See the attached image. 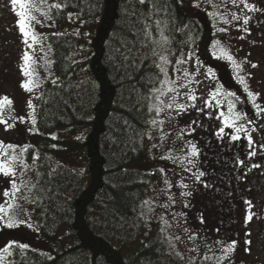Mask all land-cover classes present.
Listing matches in <instances>:
<instances>
[{
	"label": "snow or ice",
	"instance_id": "obj_1",
	"mask_svg": "<svg viewBox=\"0 0 264 264\" xmlns=\"http://www.w3.org/2000/svg\"><path fill=\"white\" fill-rule=\"evenodd\" d=\"M173 3L175 0L171 2L170 0H127L124 9L128 18V32L132 36V40L126 44L129 55H125V60L129 59V56L135 60L136 53L147 49L141 58L140 66L137 67L139 71L147 63L145 74L140 78L141 83L147 86V91L141 94L143 103L137 102L142 111L136 118L142 128L137 129L128 121H125V124L140 136L141 142L145 138L148 139L151 148L160 153L155 158L165 162L164 166L157 169L163 187L158 191L153 189L155 194L141 201L138 211L136 208H133V211L137 212V219L149 231L153 223L157 225V239L164 246L163 253H160L159 248L156 249L158 254L171 257L177 264H233L238 238L228 235L223 221L219 226L208 224L206 209L212 204H221V201L216 199V195L221 192L218 184L224 176V173L218 174L215 167L209 166V161L222 168L230 166V170L237 173L235 177L237 183L244 181L253 169L264 168L260 163L254 162L250 165L247 163L257 156V148L264 153V143L256 145L249 131V126L251 131L257 130L255 118L264 119V107L257 103L259 94L248 89L243 77H239V82L244 85L247 97L255 108L253 119H248L246 114L242 115L236 111V103L232 100L227 101V112L219 111L217 115L216 110L224 107L218 89L210 92L206 98L196 94L194 85L202 81L193 79L195 71L190 72L185 65L190 61L198 65V58L195 57L194 50L185 54L183 46L188 42L177 39V35L182 34L189 26L185 24L177 27L176 18L171 11ZM204 5L210 9L206 11V15L211 19L238 29L245 26L244 31H248L246 26L251 19L247 15L248 12H264V9L257 8L249 0H194L193 6L197 9ZM6 6L15 17L13 27L17 30L20 42L24 46L20 56L19 72L25 79L20 86L30 94L40 91L41 95L35 97L40 99L43 96L44 79L40 76L39 68L48 72L51 85L57 88L61 85L60 77H54L50 71L51 66L56 62L49 56V53L54 55V49L51 44L45 46L46 34L38 32L36 26L54 27L53 14L64 12L71 5L67 0L64 2L6 0ZM103 7L100 0H96L95 3L88 4L87 12L95 15ZM83 12L84 8L77 6L76 12L67 13L68 20L85 23L86 21L82 19ZM137 24L140 25L139 28L136 27ZM218 31L224 33L228 28L220 27ZM76 34L79 35L78 30ZM51 35L59 36L63 33L53 32ZM220 58L232 62L234 67L239 69L240 66L223 47L220 48ZM252 66L256 67L254 64ZM201 75L205 79L215 77L211 68H208L207 72H201ZM225 95L236 96L231 92ZM11 104L12 101L7 96L0 99V124L5 125L6 130L14 127V124L3 114L5 106ZM27 106L33 109L31 124L35 126L37 118L31 99ZM193 112L210 120L220 121L212 133L215 144L212 139L197 135L198 129L207 131L211 127L210 124L205 125L199 118L183 119L185 116H191ZM24 119L23 116L11 117V120L21 122ZM52 138L55 139V136ZM242 138L246 139V145L237 144ZM18 147L0 142V176L8 178L9 182L8 187L0 189V230L32 229L30 215L24 204L27 202L38 204L39 197L30 200V196L34 191L41 193L44 191L43 188H38L42 173L37 171L36 182H32L28 177V172L33 168L26 163L24 153H27L29 148L24 147L21 152H17ZM217 147L219 151L216 150ZM244 147L247 151L242 158L241 150ZM233 149L235 152L231 157L221 155L232 152ZM39 160L40 156L33 153L32 163L36 164ZM39 166L43 167V165ZM149 175L154 176L156 172ZM236 190L230 185L228 198H232ZM247 191L251 192L252 189L248 188ZM198 195L209 198V204L198 208L195 202ZM243 205L245 228L254 219H264V209L256 211L252 199L244 197ZM244 235L245 251L250 252L251 230L246 231ZM13 248L24 251L29 245L13 240L7 242L2 251L11 255L10 250Z\"/></svg>",
	"mask_w": 264,
	"mask_h": 264
},
{
	"label": "trees",
	"instance_id": "obj_2",
	"mask_svg": "<svg viewBox=\"0 0 264 264\" xmlns=\"http://www.w3.org/2000/svg\"><path fill=\"white\" fill-rule=\"evenodd\" d=\"M67 2L71 6L58 14L59 22H66V12H76L80 6L84 8V25H99L101 29L91 38L93 52L82 79L72 60L78 38L73 34L49 35L48 42L54 49L51 58L56 61L51 70L54 77H60L61 86L57 88L44 80L36 130L30 138L40 141L36 151L40 160L35 166L43 174L38 188L44 191H35L39 203L33 209L40 219L38 239L49 252L13 248L12 260L14 264H177L157 253V248L164 252L158 232L151 233L138 247L134 245L139 241L141 222L133 208L138 211L145 189L157 174L152 176L130 167L134 161L148 158L149 149L145 139L141 142L140 136L125 124L128 121L142 128L136 118L142 111L137 102L143 103L141 94L147 91L140 79L147 63L137 70L147 49L136 53L135 60L131 56L124 58L129 55L126 44L132 40L124 12L127 0H100L104 7L95 15L89 14L87 7L96 0ZM191 3L192 0H175L171 10L177 27L189 26L177 35L178 40L188 42L183 46L185 54L203 36L199 22L206 24L203 14ZM73 127L85 132L77 147L92 175L86 189L82 176L56 164L53 145L58 140L44 135L50 130ZM63 227L72 241L66 249L57 238Z\"/></svg>",
	"mask_w": 264,
	"mask_h": 264
},
{
	"label": "rangeland",
	"instance_id": "obj_3",
	"mask_svg": "<svg viewBox=\"0 0 264 264\" xmlns=\"http://www.w3.org/2000/svg\"><path fill=\"white\" fill-rule=\"evenodd\" d=\"M257 1L258 0H249L250 3L254 4L258 8ZM60 2L62 1L60 0ZM193 4L194 0H192L191 7L203 14L205 19L204 23H208L213 31V41H209V39H206V37L203 38L202 36L198 40L197 46L192 47L187 51L188 53L189 51L194 50L195 57L198 58L199 62L197 65L196 63L190 61L187 65H185L190 72L195 71L193 79L202 81V83L194 85L196 94L202 98H206L210 92L218 89L220 98L224 102V107L216 110L217 115L219 114V111L227 112L228 100L235 102L236 107H238V104L248 106L251 108V111L255 113V108L251 100L247 97L244 85L240 84L239 77L244 78L250 91L259 94L257 96V103L264 107V29L262 30L261 28V16L257 14L258 12H248L247 15L250 16L251 19L249 24L246 26L248 31H244L243 27L245 26H241V28L238 29L237 27L224 25L222 22H217L216 20L211 19L206 15V11L210 10L207 5L197 9L193 6ZM233 10L235 11V9ZM68 12L65 14L66 22H59L57 20L58 14L54 13V27L41 28L39 25L36 27L38 32L46 34V39L44 41L46 47L49 44V35L53 32L73 34L78 38V49L75 51L72 60L75 61L77 66L76 70L78 77L82 79L85 77L84 70L87 65V60L93 52L91 38L98 31H100L101 27L99 25L88 27L85 26L84 23L81 24L76 20L70 22L67 17ZM14 21L15 17L6 6V0H0V99L7 96L12 101L10 106H5L3 114L5 115V118L9 119L10 122L14 124V127L7 130L5 125L0 124V142H3L4 145L12 144L19 146L16 149L17 152H21L24 147L29 148V151L24 153L26 163L31 165L33 168L32 171L28 172V177L32 182H36L37 170L35 166L36 164L32 163V154L36 153L40 146V141L30 139L36 130V125L33 126L31 124V114L33 109L28 108L27 105L31 99L35 106L36 118L38 119V99L35 97L39 96V91L35 94H30L20 86L21 82L25 79V77H23L19 72L21 63L20 56L22 55V49L24 46L20 42L17 30L13 27ZM220 27H227L228 31L221 33L218 31ZM77 30L79 31V35L76 34ZM207 34L208 31H206V36ZM221 47L225 48L233 57L236 64L240 66L239 69H236L232 62L220 58ZM49 56L51 58V53H49ZM204 57L218 59L220 62L226 63L228 73H230V76L232 77L231 81L235 85V91L231 92L228 89V86L225 85L226 83L217 79L216 75L214 78L209 79H205V77L201 75V72H207L208 69V67H204L201 64V59ZM253 64L256 65V67H253ZM38 71L42 79H51V77H48V72L45 69L39 68ZM50 71L52 73L51 69ZM227 92L235 94L240 92V94L235 97H226L225 94ZM13 116H23L25 119L23 122L19 120H11V117ZM195 118H199L205 125H211L207 131L204 129L197 130V135L204 138L205 134L212 136V133L216 130L217 125L220 123L218 120H210L206 116L195 112H193L191 116L183 117L184 120ZM44 135L50 138L55 136V139L58 140V143L54 144L55 147H53L56 164L64 165L78 175L82 176L85 179L84 188H88L92 183V175L86 170L85 162L82 157V151L77 147L80 139L85 136V132L80 128L73 127L50 130L45 132ZM256 135L257 134L255 133L252 136L253 140L256 138ZM145 141L149 149V157L139 161H134L130 167L146 173L156 172L157 176L155 180H153V182L145 189L140 203L155 194L153 189L158 191L161 187H163L162 180L160 174L157 172V169L165 164L164 161L155 158L159 156V151L151 148V143L148 139L145 138ZM211 165L212 163L210 162V166ZM8 186V178L0 176V189ZM218 187H220L221 192L216 195V199L220 200L221 204H212L208 209H206L208 224L210 226H219L220 222L223 221L224 225L227 227L228 235L233 237L229 231V217L226 215V213L228 214L229 212V202L226 201V199L229 198L228 194L225 192V187H227V185L224 184V178H222ZM35 198L36 194L34 191L30 196V200ZM195 202L197 203L198 208H202L204 205L209 204V198L198 195ZM34 204L35 203L31 202L24 204V207L30 215V223L33 225L32 229L24 228L0 230V264H14L12 260V249L10 250L11 255L2 251L3 246L6 245L7 242L13 240L28 244L30 249H35L42 253L49 252L46 245L42 244V242L38 239L40 219L34 212ZM222 231H224V229H222ZM238 231L241 232L240 234L242 236V227H240V225ZM153 232H157V225L155 223L152 224L151 231H149V229L141 222V231L138 236L139 241L134 243L135 247H138L140 243L145 242ZM57 238L61 242V246L64 249L68 248L72 244L71 239L67 236V230L65 227L59 229L57 232ZM243 258L244 264H258L259 262V258L252 252L251 254L243 252Z\"/></svg>",
	"mask_w": 264,
	"mask_h": 264
},
{
	"label": "flooded vegetation",
	"instance_id": "obj_4",
	"mask_svg": "<svg viewBox=\"0 0 264 264\" xmlns=\"http://www.w3.org/2000/svg\"><path fill=\"white\" fill-rule=\"evenodd\" d=\"M258 8L261 7L263 9L264 7V1L258 0L257 1ZM260 18L261 28L264 29V12H258L257 13ZM199 22V19H197ZM200 27L203 31V38L206 37V39H209V41H213V31L211 30V27L208 23L201 24L199 22ZM206 31H208V34L206 36ZM205 34V35H204ZM208 44V41H207ZM201 64L204 67L211 68L213 72L215 73L217 79L225 82L226 86H228V89L233 92L235 91V85L231 81L232 77L231 74L228 73L227 65L226 63L220 62L218 59L213 58H206L204 57L201 59ZM240 92L236 93V96H238ZM236 111L240 112L242 115L246 114V117L248 119L255 118V113L251 111V108L248 106H244L242 104L238 105L235 109ZM250 115V116H249ZM243 122V121H242ZM255 126L257 128L256 131H251V126H249V131L251 132V135L253 136L255 133L256 138L253 140L256 145L264 143V119L255 118ZM254 133V134H253ZM206 139H212L213 143L215 144V140L211 135H204ZM237 144L246 145L247 141L246 139H243L239 141ZM219 151V148L216 149ZM247 151V148L244 147L241 150V156L243 158L244 153ZM235 152V149H233L232 152H225L221 155L223 157H231ZM257 156L254 157L252 160L247 161V163L250 165L251 163H260L264 165V153L261 152L259 148H257ZM209 161V166H210ZM212 163V162H211ZM211 167H215L218 174L224 173V184L227 185L225 187V192L228 194V191L231 188L237 189L233 192L232 198L226 199L228 201V215L229 217V231L233 235V238H238V245L237 249L234 253V264H244V258H243V252H247L249 254L254 253L256 257H258L259 262L258 264H264V219H254L250 224H248L247 228H245L244 225V205H243V198L248 197L253 200V203L256 205V211H261L264 209V168L261 169H253L251 172L248 173L247 177L244 181L237 183L235 177L237 175L236 172L230 170L229 167H221L219 165H215L212 163ZM230 182V183H229ZM248 188H251L252 191H247ZM242 227V236L241 232L238 231V228ZM251 230V237L252 245H251V251H245V232Z\"/></svg>",
	"mask_w": 264,
	"mask_h": 264
}]
</instances>
